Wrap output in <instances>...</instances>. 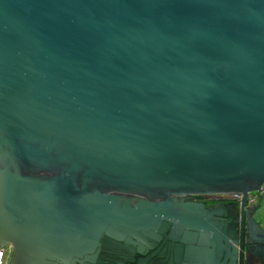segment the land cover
<instances>
[{
	"label": "water",
	"instance_id": "1",
	"mask_svg": "<svg viewBox=\"0 0 264 264\" xmlns=\"http://www.w3.org/2000/svg\"><path fill=\"white\" fill-rule=\"evenodd\" d=\"M263 185L264 0H0L8 264H88L170 224L175 262L227 264L185 196Z\"/></svg>",
	"mask_w": 264,
	"mask_h": 264
},
{
	"label": "flooded vegetation",
	"instance_id": "2",
	"mask_svg": "<svg viewBox=\"0 0 264 264\" xmlns=\"http://www.w3.org/2000/svg\"><path fill=\"white\" fill-rule=\"evenodd\" d=\"M262 189L261 192L247 194L201 193L185 196V202L200 204L205 210L213 211V218L225 225L229 255L227 264H264V185ZM171 226L163 233L156 231L158 238L138 241L135 246L118 241L123 247L110 244L105 248L97 247L85 255H95V261L88 264H169V261L171 264H186L183 259L174 260L176 242L169 237ZM4 248L10 256L11 246ZM208 248L212 249V246Z\"/></svg>",
	"mask_w": 264,
	"mask_h": 264
},
{
	"label": "built area",
	"instance_id": "3",
	"mask_svg": "<svg viewBox=\"0 0 264 264\" xmlns=\"http://www.w3.org/2000/svg\"><path fill=\"white\" fill-rule=\"evenodd\" d=\"M9 254L4 247H0V264H8Z\"/></svg>",
	"mask_w": 264,
	"mask_h": 264
}]
</instances>
